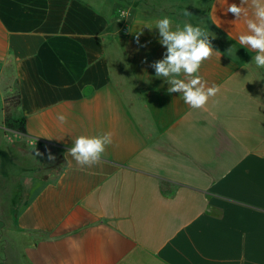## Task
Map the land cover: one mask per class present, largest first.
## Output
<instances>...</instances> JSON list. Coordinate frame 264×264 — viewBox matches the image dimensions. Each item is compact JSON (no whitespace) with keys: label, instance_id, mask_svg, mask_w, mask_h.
Wrapping results in <instances>:
<instances>
[{"label":"crops","instance_id":"obj_1","mask_svg":"<svg viewBox=\"0 0 264 264\" xmlns=\"http://www.w3.org/2000/svg\"><path fill=\"white\" fill-rule=\"evenodd\" d=\"M232 3L0 0V264H264V68ZM165 16L214 34L198 74L220 91L201 109L150 67ZM14 90L16 135L63 150L55 176L22 182ZM105 133L100 163L67 153Z\"/></svg>","mask_w":264,"mask_h":264},{"label":"clouds","instance_id":"obj_2","mask_svg":"<svg viewBox=\"0 0 264 264\" xmlns=\"http://www.w3.org/2000/svg\"><path fill=\"white\" fill-rule=\"evenodd\" d=\"M225 13H232L235 21L243 20L247 31L238 36L239 43L256 52L252 63L257 68H264V0H240L239 5L227 4ZM122 15L128 16L129 13L123 12ZM184 15L191 14L185 11ZM156 29L159 30V42L166 47L167 52L162 60L152 63L150 67L155 69L157 78H167L169 94L178 92L191 108H203L220 91L218 85L208 86L198 74L203 62L210 59L215 51L209 39L210 36L215 38L214 34L190 23H185L182 28L177 25L172 30V21L167 16L156 22ZM181 75L185 78H178ZM66 119L63 114L57 115L61 124L66 123ZM111 143V133L100 136L81 135L74 140L67 153L77 164L93 166L101 162L106 146ZM36 155L41 156L42 153L36 152ZM48 159L54 160L55 157L49 154Z\"/></svg>","mask_w":264,"mask_h":264},{"label":"rangeland","instance_id":"obj_3","mask_svg":"<svg viewBox=\"0 0 264 264\" xmlns=\"http://www.w3.org/2000/svg\"><path fill=\"white\" fill-rule=\"evenodd\" d=\"M11 98H13L14 100L16 99L15 90L12 92ZM15 106H16V104L14 102V104H12L11 107H9L10 113H11L12 108H14ZM4 107H5V105H4ZM6 132L9 134L11 139H15V140L19 139L18 142L20 145L17 144V148H18V150H20V152L22 154L21 162H22L24 168H27V170L29 171L28 173H26V174L24 173L21 175V176H23L22 182L24 184L28 182V180H26V179L32 173L35 172V170H36L35 168H38V175L41 178H46L48 176H55L58 173V171L60 170L62 163H63V150L61 148H58V147L52 146V145L43 144L42 142H35V141L30 140L24 136H20V134L16 135L15 132H17V131L11 130V129L7 128V126H6ZM36 152H40V153H42V155L37 156ZM49 154L54 156L55 159L49 160L48 159ZM3 197H5L6 206H7V202L9 201L8 193L5 194ZM1 206H2V208L5 207V205L2 202H1ZM13 258H14V256H12L11 264H15V259L13 260ZM23 264H29V263L24 262Z\"/></svg>","mask_w":264,"mask_h":264},{"label":"trees","instance_id":"obj_4","mask_svg":"<svg viewBox=\"0 0 264 264\" xmlns=\"http://www.w3.org/2000/svg\"><path fill=\"white\" fill-rule=\"evenodd\" d=\"M16 104V106H18L19 104V99L16 96V99L14 100L13 98H11L10 96L5 98V107H4V111H5V125L7 126V128L17 131L19 133L22 134H26V128H25V123L22 119H16L13 117V115L10 113L9 111V107H11L12 104Z\"/></svg>","mask_w":264,"mask_h":264}]
</instances>
